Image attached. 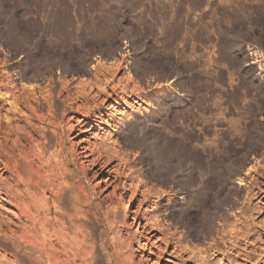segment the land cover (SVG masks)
<instances>
[{
	"label": "rangeland",
	"instance_id": "obj_1",
	"mask_svg": "<svg viewBox=\"0 0 264 264\" xmlns=\"http://www.w3.org/2000/svg\"><path fill=\"white\" fill-rule=\"evenodd\" d=\"M89 263L264 264V0H0V264Z\"/></svg>",
	"mask_w": 264,
	"mask_h": 264
},
{
	"label": "bare ground",
	"instance_id": "obj_2",
	"mask_svg": "<svg viewBox=\"0 0 264 264\" xmlns=\"http://www.w3.org/2000/svg\"><path fill=\"white\" fill-rule=\"evenodd\" d=\"M74 77V76H73ZM71 78V77H70ZM51 79V78H50ZM23 83V82H22ZM51 83V82H50ZM47 86V85H46ZM45 86V87H46ZM40 87V86H39ZM32 88V87H31ZM38 91V90H37ZM43 98V97H42ZM68 98V96L66 97V99ZM69 99V98H68ZM50 101V100H49ZM66 105V104H65ZM69 106V105H68ZM70 107V106H69ZM65 112V111H64ZM204 145H207V146H209V147H214V145H215V140H214V138L212 137V138H209V140L207 141V142H205V144ZM241 181V180H240ZM24 200V199H23ZM27 203V202H26ZM52 203V202H51ZM230 210H232V209H230ZM53 216V215H52ZM52 221V220H51ZM41 222V221H40ZM30 226V225H29ZM50 229V228H49ZM63 235V234H62ZM51 236V235H50ZM46 237V236H45ZM48 237V236H47ZM74 240H76V239H74ZM44 241V240H43ZM50 245V244H49ZM51 246V245H50ZM52 249V248H51ZM44 251V250H43ZM52 251H53V249H52ZM48 252V251H47ZM79 252V251H78ZM45 253V252H44ZM70 254V253H69ZM45 255H46V253H45ZM53 256V255H52ZM46 257V256H45ZM49 257V256H48ZM54 257V256H53ZM81 257V256H80ZM54 259V258H53ZM65 259H66V257H65ZM64 259V260H65ZM48 261V260H47ZM57 261V260H56ZM66 262V261H65ZM74 262V261H73ZM24 263V262H23ZM26 263V262H25ZM54 263V262H53ZM59 263V262H58ZM90 264V263H89Z\"/></svg>",
	"mask_w": 264,
	"mask_h": 264
}]
</instances>
